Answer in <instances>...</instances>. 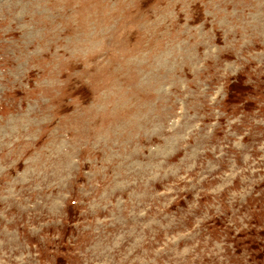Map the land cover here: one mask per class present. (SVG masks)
Wrapping results in <instances>:
<instances>
[{
	"label": "rangeland",
	"instance_id": "1",
	"mask_svg": "<svg viewBox=\"0 0 264 264\" xmlns=\"http://www.w3.org/2000/svg\"><path fill=\"white\" fill-rule=\"evenodd\" d=\"M0 264H264V0H0Z\"/></svg>",
	"mask_w": 264,
	"mask_h": 264
}]
</instances>
